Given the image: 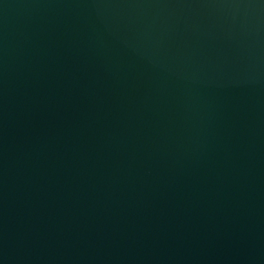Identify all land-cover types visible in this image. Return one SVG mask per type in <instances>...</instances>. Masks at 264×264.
Listing matches in <instances>:
<instances>
[{"label":"water","instance_id":"water-1","mask_svg":"<svg viewBox=\"0 0 264 264\" xmlns=\"http://www.w3.org/2000/svg\"><path fill=\"white\" fill-rule=\"evenodd\" d=\"M0 264H264V0H0Z\"/></svg>","mask_w":264,"mask_h":264}]
</instances>
